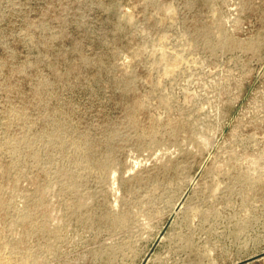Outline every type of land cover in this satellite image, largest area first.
<instances>
[{
	"label": "rangeland",
	"instance_id": "1",
	"mask_svg": "<svg viewBox=\"0 0 264 264\" xmlns=\"http://www.w3.org/2000/svg\"><path fill=\"white\" fill-rule=\"evenodd\" d=\"M0 264H264V0H0Z\"/></svg>",
	"mask_w": 264,
	"mask_h": 264
}]
</instances>
